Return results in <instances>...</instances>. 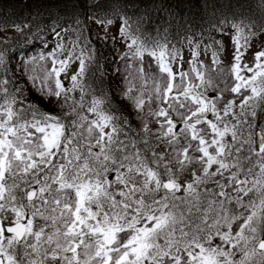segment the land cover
<instances>
[{
	"label": "snow or ice",
	"instance_id": "snow-or-ice-1",
	"mask_svg": "<svg viewBox=\"0 0 264 264\" xmlns=\"http://www.w3.org/2000/svg\"><path fill=\"white\" fill-rule=\"evenodd\" d=\"M256 8L203 0L151 36L121 0L5 13L0 264H264V0ZM109 43L127 117L104 88ZM202 57L227 67L229 97L212 95Z\"/></svg>",
	"mask_w": 264,
	"mask_h": 264
},
{
	"label": "trees",
	"instance_id": "trees-1",
	"mask_svg": "<svg viewBox=\"0 0 264 264\" xmlns=\"http://www.w3.org/2000/svg\"><path fill=\"white\" fill-rule=\"evenodd\" d=\"M217 0L218 3L222 2L227 5L231 2L238 11L247 12L250 15L259 17V10L256 8L258 0ZM122 3L129 5V14L142 15L145 20V26L148 29V34L154 35L153 28H157L166 21L175 19L177 24L180 22V17L185 18L195 17L201 12V6L203 0H121ZM28 0H0V18L6 13L8 17L14 18V11L18 14L22 9L25 10V4ZM223 5V4H222ZM244 7L241 8L240 6ZM171 13V15L169 14ZM150 21V23H149ZM103 56L106 59L101 60V64L104 65L102 71L104 75V88L105 91H109L111 95L109 99L112 102V107L124 112L127 117V112L124 111V104L115 96V87L117 77L114 79L115 73L111 71L113 65L114 52L111 47H107L103 50ZM99 83V81H97ZM78 95V94H77Z\"/></svg>",
	"mask_w": 264,
	"mask_h": 264
},
{
	"label": "rangeland",
	"instance_id": "rangeland-1",
	"mask_svg": "<svg viewBox=\"0 0 264 264\" xmlns=\"http://www.w3.org/2000/svg\"><path fill=\"white\" fill-rule=\"evenodd\" d=\"M261 42H262V38L258 37L255 41V47L257 49H259L261 47ZM116 49L117 51H119L120 49V45L117 44L116 45ZM188 56L187 53L185 52V60L187 61ZM202 59L204 60V64H205V70L203 72L205 78H211V81L213 83V85L216 86L217 88V92L216 94L213 93V96L219 94L220 91H223V94L225 97H229L230 94L227 91V89L233 84V79L230 76L227 67L225 66L224 68H219V69H213L210 67V63H209V59L206 57H202ZM153 68H155V65H153ZM189 70L188 64L185 63L184 64V71L187 72ZM146 71H151V69H146ZM121 79H123V77H120ZM118 79V77H117ZM120 94V91H119ZM127 103V102H126ZM133 127L138 130L140 128V121L138 119H136L135 117H133ZM85 135L87 136V132L85 131ZM161 149H158V151H160ZM257 169L254 167V171H256ZM234 229H235V225H234Z\"/></svg>",
	"mask_w": 264,
	"mask_h": 264
},
{
	"label": "bare ground",
	"instance_id": "bare-ground-1",
	"mask_svg": "<svg viewBox=\"0 0 264 264\" xmlns=\"http://www.w3.org/2000/svg\"><path fill=\"white\" fill-rule=\"evenodd\" d=\"M247 2H249V0ZM222 4L225 5L223 2H222Z\"/></svg>",
	"mask_w": 264,
	"mask_h": 264
}]
</instances>
